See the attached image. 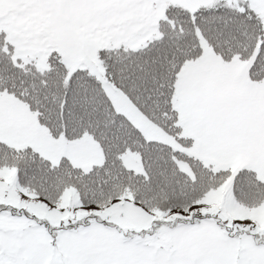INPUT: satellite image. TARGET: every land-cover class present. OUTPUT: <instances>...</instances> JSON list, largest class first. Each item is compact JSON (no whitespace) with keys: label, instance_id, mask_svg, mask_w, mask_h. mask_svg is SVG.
Masks as SVG:
<instances>
[{"label":"snow or ice","instance_id":"6c2138e0","mask_svg":"<svg viewBox=\"0 0 264 264\" xmlns=\"http://www.w3.org/2000/svg\"><path fill=\"white\" fill-rule=\"evenodd\" d=\"M0 264H264V0H0Z\"/></svg>","mask_w":264,"mask_h":264}]
</instances>
